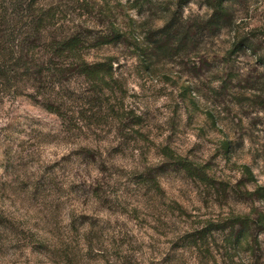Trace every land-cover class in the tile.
I'll list each match as a JSON object with an SVG mask.
<instances>
[{
  "label": "rangeland",
  "instance_id": "obj_1",
  "mask_svg": "<svg viewBox=\"0 0 264 264\" xmlns=\"http://www.w3.org/2000/svg\"><path fill=\"white\" fill-rule=\"evenodd\" d=\"M214 1L59 0L131 37L108 87L0 78V264H264V0Z\"/></svg>",
  "mask_w": 264,
  "mask_h": 264
},
{
  "label": "trees",
  "instance_id": "obj_2",
  "mask_svg": "<svg viewBox=\"0 0 264 264\" xmlns=\"http://www.w3.org/2000/svg\"><path fill=\"white\" fill-rule=\"evenodd\" d=\"M53 1L0 0V78L21 69L25 76L41 84V88L49 84L53 90L78 70L94 82L97 90L110 86L114 80L113 60L90 63L86 55L91 49L124 43L130 34L114 24L108 32L100 34L89 29L69 31L65 24H59L64 9L59 0L58 6ZM226 2L215 0L210 4L214 14L209 24L218 30L227 25L222 24ZM171 25L167 23L157 30L162 38L175 39L170 33ZM164 41L152 43L150 50L158 57L169 55V44ZM177 163L188 173L206 179L188 162Z\"/></svg>",
  "mask_w": 264,
  "mask_h": 264
}]
</instances>
